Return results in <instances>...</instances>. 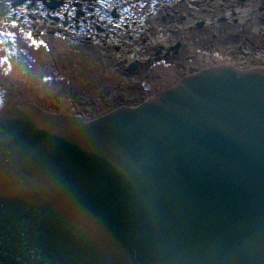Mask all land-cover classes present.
Instances as JSON below:
<instances>
[{
  "label": "water",
  "instance_id": "obj_1",
  "mask_svg": "<svg viewBox=\"0 0 264 264\" xmlns=\"http://www.w3.org/2000/svg\"><path fill=\"white\" fill-rule=\"evenodd\" d=\"M243 60L109 115L2 114L0 264H264V68Z\"/></svg>",
  "mask_w": 264,
  "mask_h": 264
},
{
  "label": "rangeland",
  "instance_id": "obj_2",
  "mask_svg": "<svg viewBox=\"0 0 264 264\" xmlns=\"http://www.w3.org/2000/svg\"><path fill=\"white\" fill-rule=\"evenodd\" d=\"M78 1L81 0H72V3L65 2L52 8L46 4L45 0H6V3L10 4V10L6 6L1 16L24 20L25 25H23V28L31 30L33 36H20L17 39L28 47L37 44L39 40L34 36L40 30L53 33L52 31L58 29L62 32L58 37H51V34L46 36L44 45L41 44L40 49L37 51H26L25 48L21 51L25 59L24 65L28 66L29 69H24L23 72L28 71L33 76L41 74L43 80L48 84L50 83L51 89L54 90L52 93L57 97L56 101L58 102L61 99H67L66 97L69 101L73 100L75 102L77 100L75 96L87 99L96 92L94 91L96 87L88 83V75L93 72L88 69V72H86L85 67H81L82 65H79V67L72 66L77 65L74 60H71L75 58L74 50L76 48L68 53L69 44L74 47L90 45L93 52L90 55V62L100 63L104 56L111 60L109 67L112 69L119 67L122 69L121 66L129 65L134 56L145 57V60L146 58H152L158 54L159 48L163 44L169 46L170 56L174 54L185 60L188 58L187 56H190L198 60L200 54L197 49L200 43L212 40L217 42L218 48L231 49L229 52L236 57L247 56L254 62L258 58L261 62V57H264V30H261L258 23H256L259 19L264 20V0H87L99 4L88 3L86 7L78 5ZM205 3L207 5L212 4L207 6L209 10L205 11L208 16L203 17L199 13L197 15L190 14L195 7L197 8V5ZM199 8L202 9V6ZM202 10H205V8ZM114 12H117L116 16ZM251 18L255 20V23L251 22ZM204 20H207L210 27L217 21L219 27L209 29V26L206 27L205 23H199ZM158 23L163 26L160 27L157 25ZM193 29H195V34L191 32ZM219 31L223 34L222 36H219ZM175 34L178 37L175 40L176 43L182 41L178 52L171 48L176 43L169 40ZM99 37L103 39L100 40L101 43H98V45L94 38ZM233 40L238 41L237 45L256 44L254 46L258 45V49L256 52L251 53L250 50L247 48L245 50L244 47L241 51L233 52L236 49L234 47L233 49L232 45L229 46V41ZM5 51L6 54L12 52L10 48H5ZM67 55L69 56L67 57ZM158 55H161L160 52ZM170 56L168 54L167 58L163 57L167 60L165 61L166 64L161 61L153 63L158 65L154 66L150 73L147 69L146 74L151 75V73L159 72V70L161 73L169 71L168 67L170 66L167 67L166 65L171 59ZM147 65L149 67V64ZM25 66L22 65V68ZM109 67L106 69L109 70ZM150 68H152V65H150ZM164 68L168 70L164 71ZM138 69L142 71L140 68L130 69L134 80ZM70 70L76 72V74L70 76ZM113 72L115 71L113 70ZM96 75L97 71L95 70L94 77ZM140 75L138 82L130 80L125 85H118L122 89L121 92H124L123 99L127 95L144 99L152 94L151 83H149V80L145 81L144 73ZM101 82H103L102 79ZM134 83H136L134 87L127 90L126 87ZM87 84L90 87H87ZM25 87H29V84ZM85 89L90 91V94H85Z\"/></svg>",
  "mask_w": 264,
  "mask_h": 264
},
{
  "label": "bare ground",
  "instance_id": "obj_3",
  "mask_svg": "<svg viewBox=\"0 0 264 264\" xmlns=\"http://www.w3.org/2000/svg\"><path fill=\"white\" fill-rule=\"evenodd\" d=\"M57 1L59 3L56 6L60 4L62 5L65 2L72 3L71 2L72 0H67V1L66 0H45L46 4L52 8H55L56 6H51L48 4V2H57ZM0 3L4 5L3 10H5L6 6L8 10H10L9 9L10 4L6 3V0H0ZM88 3L89 4L91 3L99 4V3H94L92 1H87V0H81L80 2L79 1L77 2V4L81 5V7H86ZM2 4L0 6H2ZM211 5L209 4L207 5L206 3L203 5L199 4L197 5V8L195 7L194 9L193 7L194 10L191 11L190 14L197 15V13H199L200 16H203V17L205 15L208 16V14H206L205 11L209 10L207 6H211ZM200 6H202V9L205 8V10L200 9L199 8ZM35 7L36 5L34 6V9ZM3 13L4 11L2 12V14ZM2 14H0V116L4 114L7 110L12 109V107L14 106H17V107H24V106L32 107L33 106L42 111H45V113L47 114H53V115L54 114L59 115L61 111H82V112H87V113H92V114H97V115H109L122 107H132L137 103H141V102H134L135 100L130 101V98L118 99V96H120V93L122 91V89L118 85L119 84L125 85V83L126 82L128 83L130 80H133L134 82L136 80L138 82L141 77L140 74L142 73L145 74V78H146L145 81L149 80V83H151L150 85L152 88V95H153L152 97H154L156 94L160 93L164 89L172 86L173 84L178 83L180 80H182L186 76V74L193 75L197 73L198 71L203 70L205 68H209L212 66H218V65H225L227 63H230L229 61L236 60L233 57V55L229 52L231 51V49L229 50V49H225L222 47L218 48L219 45L217 46V42H215L214 40H212L213 42L212 41H202L200 43V46L197 49L198 53L200 54L198 60L191 58L190 56H187L188 58H186V60L180 56L177 57L174 54L170 56L169 46L166 44H163L159 48L161 55H155L152 58L151 57L146 58V60H145V57L140 58V56L138 57L134 56L132 58L136 60L138 64L137 68H140V70H142V71H139V69L137 70V74L135 73L136 75H135V80H134V78L132 77L130 73L128 64L126 66H121L122 69H120L119 67V68H115L116 69L115 70L109 67L111 60L105 58L104 56L102 60L100 61V63H97V62L91 63L90 55H92L93 52L91 51L90 45H87L86 47L84 45H78L77 47H74L71 44H69L68 53L69 51H72L76 48V50H74L75 58L71 57L72 58L71 60H74V62H76L77 65H72V66L79 67V65H82L81 67L82 68L85 67L86 72H88V70H90V72H93V73H90V75H88V83L96 87L94 89V91L96 92L94 95L89 96V98L87 99L75 96V98H77V100H75L76 103L73 102V100L71 99L70 100L72 102L69 101L68 97H66L67 99H63V100L61 99L62 102L61 101L58 102L56 101L57 97H55L52 93V91L54 90L51 89L50 83L49 84L46 83V81H44L43 78L41 77V74L38 76H33V74L31 73L23 72L24 69H27V70L29 69L27 68L28 66L24 65L25 59H24V56H22L23 54L21 53V51L24 50V48L26 51H29V50L37 51L38 49H40L39 47H41V44L44 45V38L46 36H50L51 34L52 35L51 37H58L61 35L62 32H60V30L58 29L52 31L53 33L40 30V32H38V34L34 36L36 37V39L39 40L37 44L33 47H28V46H25L21 41L17 39V38H20V36L22 37L33 36V32H31V30H26L23 28V25H25L24 20L21 21L20 19H17V18L11 19V17L9 16L1 17ZM114 15L116 16L117 12H114ZM224 19H226V17H224ZM247 21H250V20H247ZM251 22L255 23V20L251 18ZM199 23H203V24L205 23L206 27L210 25L207 22V20L200 21ZM256 23H258L261 30H264V20L263 19L257 20ZM157 25H159V23ZM159 26L161 27L163 25H159ZM212 27L213 28L219 27V24L217 23V21H215L212 24ZM212 27L209 26V29H211ZM191 32L195 34V29L191 30ZM219 33H220L219 36L223 35L221 34L220 31ZM15 38L17 39V41ZM177 38L178 37L175 34L173 35V37L169 38V40H172L173 42L176 43L175 40ZM220 39L222 38L220 37ZM237 42L238 41L236 40L229 41L230 43L229 46L232 45V48L234 47L236 49L233 52L241 51L244 47H245V50L248 49L250 50L251 53L256 52V50L258 49V45L254 46L256 44L251 45L249 43L248 45H243V44L237 45ZM176 44L173 45V47L171 46V48H173L175 52H177ZM180 44H182L181 40L178 45ZM5 48H10L12 52L9 54L8 53L6 54ZM138 52L141 53L140 50H138ZM168 54L171 57V59H169V62H167L168 65H166L167 67L170 66L168 67L170 69L169 71H167L168 69L164 68V71H167V72L161 73V71L159 70V72L151 73V75L146 74L147 69L150 73V71L154 69V66L158 65V64H153V63H159L160 61L161 62L167 61L163 57L167 58ZM68 56L69 55H67V57ZM259 59L260 58H258L256 62L252 61L251 59L250 60L253 62L256 68H264V62L261 61L262 62V65H261L260 64L261 62L259 61ZM261 60H264V57H261ZM182 61L184 62V65ZM147 64H149V67ZM181 64L184 67L180 66ZM22 65L25 67L22 68ZM150 65H152V68H150ZM107 67H109V70L106 69ZM5 70L7 71L10 70L8 71L9 73L12 72V74L9 77V80H5V77L2 76ZM95 70L97 71V75L94 77ZM113 70L115 72H113ZM69 74L70 76H72L76 74V72L74 71L72 72L70 70ZM44 76L47 77L48 75H44ZM111 78H113L114 80L113 79L111 80ZM101 79L103 80V82H101ZM136 83H134L133 85H129V86L126 85L127 90H129L130 88H133ZM27 84H29V87H25ZM87 87H90V86H88L87 84ZM84 92L87 95L90 94V91H88L87 89H85Z\"/></svg>",
  "mask_w": 264,
  "mask_h": 264
}]
</instances>
